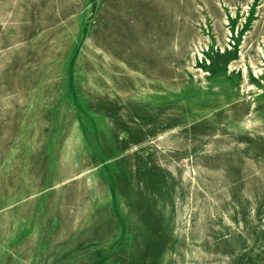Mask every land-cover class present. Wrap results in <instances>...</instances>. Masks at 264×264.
Masks as SVG:
<instances>
[{
    "label": "rangeland",
    "instance_id": "1",
    "mask_svg": "<svg viewBox=\"0 0 264 264\" xmlns=\"http://www.w3.org/2000/svg\"><path fill=\"white\" fill-rule=\"evenodd\" d=\"M0 264H264V0H0Z\"/></svg>",
    "mask_w": 264,
    "mask_h": 264
}]
</instances>
